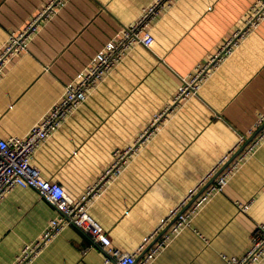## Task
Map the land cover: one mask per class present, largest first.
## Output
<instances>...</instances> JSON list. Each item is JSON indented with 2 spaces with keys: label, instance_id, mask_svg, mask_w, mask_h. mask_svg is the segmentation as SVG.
<instances>
[{
  "label": "crops",
  "instance_id": "crops-1",
  "mask_svg": "<svg viewBox=\"0 0 264 264\" xmlns=\"http://www.w3.org/2000/svg\"><path fill=\"white\" fill-rule=\"evenodd\" d=\"M48 1L0 0V46ZM150 1L64 0L0 78V136L24 134L64 84L78 78L90 58ZM254 1L171 0L148 21L153 42L131 48L32 155L44 178L77 198L110 164L113 151L132 144L163 112L162 123L88 209L121 250H135L224 154L216 170L226 162L243 143L228 151L238 136L246 139L256 129L264 109V18L212 68L195 94L173 101L181 80L242 25ZM54 215L32 187L7 192L0 200V264H12ZM263 219L264 142L150 264H225L222 255L240 256L251 246ZM166 224L137 256L167 232ZM27 264L104 263L98 244L68 225ZM257 264H264V257Z\"/></svg>",
  "mask_w": 264,
  "mask_h": 264
},
{
  "label": "built area",
  "instance_id": "built-area-1",
  "mask_svg": "<svg viewBox=\"0 0 264 264\" xmlns=\"http://www.w3.org/2000/svg\"><path fill=\"white\" fill-rule=\"evenodd\" d=\"M63 1L49 0L22 28L8 32L6 39L0 46V78L7 67L27 51L31 38ZM170 1L151 0L147 2L132 20L124 23L118 33L106 41L90 58L78 78L64 84L58 98L50 104L24 134L7 137L0 136V200L16 186L32 187L55 210V215L49 218L40 234L31 242L22 246L12 264H27L56 234L68 225H74L82 229L89 235L92 242L98 244L103 252L104 264H150L170 238L189 223L198 208L214 193L220 191L230 175L264 142L263 109L258 113L254 123L255 127L260 126V129L229 161V164L180 212V209L199 190L198 187L212 176L218 165L228 156V154L222 155L216 164L211 166L208 172L196 182L193 188H190L185 198L171 208L160 219L154 229L142 238L136 249L131 252H125L116 247L100 223L89 214L88 209L111 180L125 168L131 155L139 149L157 126L162 123L165 117L163 112L153 117L150 123L136 136L132 144L123 150H114L110 164L96 180L85 187L83 193L77 198L70 197L59 182L44 178L38 168L31 163V158L35 151L74 113L88 94L114 69L131 48L136 44L149 46L153 42V36L147 27L148 21L160 11L166 9L170 5ZM263 18L264 0H255L250 5L248 13L244 16L242 25L225 38L218 50L208 60L197 64L188 78L181 80L173 96V101L177 102L195 94L201 82L210 74L212 68L230 54L240 38L249 30L255 28ZM244 140L245 136L239 135L236 143L228 151L232 152ZM239 205L243 209L248 207V204ZM166 222L167 224L170 222L167 232L163 233L141 256H137V253L164 227ZM263 257L264 219L257 222L251 235V246L245 253L240 256L222 255L225 264H257Z\"/></svg>",
  "mask_w": 264,
  "mask_h": 264
},
{
  "label": "water",
  "instance_id": "water-1",
  "mask_svg": "<svg viewBox=\"0 0 264 264\" xmlns=\"http://www.w3.org/2000/svg\"><path fill=\"white\" fill-rule=\"evenodd\" d=\"M260 129V126L257 127L253 133L248 136L243 143L233 152V154L226 160V162L218 168L212 176L199 188V190L187 201V203L180 209V212L183 211L202 191L203 189L214 179V177L226 166V164L242 149V147L252 138V136ZM170 223V222H169ZM168 223V225H169Z\"/></svg>",
  "mask_w": 264,
  "mask_h": 264
}]
</instances>
